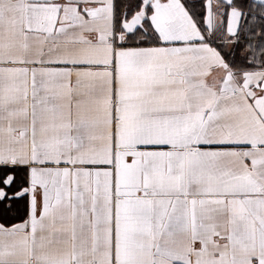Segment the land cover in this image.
I'll return each mask as SVG.
<instances>
[{"label": "snow or ice", "instance_id": "1", "mask_svg": "<svg viewBox=\"0 0 264 264\" xmlns=\"http://www.w3.org/2000/svg\"><path fill=\"white\" fill-rule=\"evenodd\" d=\"M0 264H264V0H0Z\"/></svg>", "mask_w": 264, "mask_h": 264}]
</instances>
